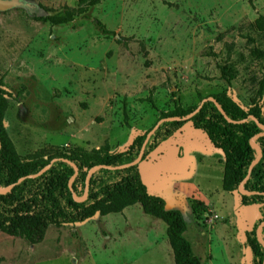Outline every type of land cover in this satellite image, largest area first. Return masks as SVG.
Here are the masks:
<instances>
[{"label": "rangeland", "instance_id": "obj_1", "mask_svg": "<svg viewBox=\"0 0 264 264\" xmlns=\"http://www.w3.org/2000/svg\"><path fill=\"white\" fill-rule=\"evenodd\" d=\"M22 2L29 6L0 13V77L11 95L4 126L19 155L105 143L121 152L154 128L160 111L176 102L195 107L217 93L264 113V56L253 54L264 53V33L253 27L264 0H101L57 26L33 18L60 15L76 0ZM220 67L231 71L230 82ZM150 157L140 165L143 181L167 209L180 212L200 263L243 264L240 233L259 209L239 206L222 190V153L186 123ZM193 201L207 208L199 219ZM0 264L174 262L165 224L136 204L49 226L36 245L0 232Z\"/></svg>", "mask_w": 264, "mask_h": 264}, {"label": "trees", "instance_id": "obj_2", "mask_svg": "<svg viewBox=\"0 0 264 264\" xmlns=\"http://www.w3.org/2000/svg\"><path fill=\"white\" fill-rule=\"evenodd\" d=\"M100 1L76 0L74 8H66L60 15L34 16L33 19L53 26L66 24ZM95 23L102 34H111L100 22ZM253 27L264 33V15L254 20ZM253 54L264 56L258 51ZM219 70L221 78L230 82L231 71L226 67ZM10 97L0 77L1 233L36 245L44 239L49 226L60 228L82 223L95 215L118 214L138 204L144 214L165 224L174 264H201L183 236L186 226L180 212L167 209L160 197L148 191L139 167L161 143L189 123L194 130L202 131L211 146L222 153V190L235 196L241 207H258L259 218L240 233L242 260L243 264H264V248L256 237V230L264 221V129L259 127H264V113L257 104L245 110L225 93L212 94L206 97L212 101L203 102L196 113L181 120L198 105L185 109L176 102L171 110L159 112L157 121H162L145 143L139 162L132 164L151 129L135 136L121 152H111L105 143L91 150L73 147L66 151L48 146L19 155L4 126ZM252 139L260 152L252 146ZM49 163V168L37 175ZM19 179L21 181L17 182ZM239 187L245 193H239ZM191 211L199 219L207 208L193 201ZM260 233L264 241V226Z\"/></svg>", "mask_w": 264, "mask_h": 264}, {"label": "water", "instance_id": "obj_3", "mask_svg": "<svg viewBox=\"0 0 264 264\" xmlns=\"http://www.w3.org/2000/svg\"><path fill=\"white\" fill-rule=\"evenodd\" d=\"M23 5H25V6H29L28 4H24V3L22 2V0H0V13H1V12H5V11H8V10H11V9H14V8H17V7H21V6H23ZM207 100H208V101H212L211 98H204V99H202L201 102H200V104H199L198 107L196 108V110L193 111L190 115H187L186 117L182 118L181 120H186V119H188L192 114L196 113V112L199 110L200 105H201L203 102L207 101ZM173 119L179 120L178 118H173ZM161 121H162V120H159V121L156 123V125L154 126V128H153L152 130H150V131L147 133L146 138H145V140H144V142H143V144H142V146H141L140 154H139L138 158H137L132 164H136V163L139 162L140 155H141V153H142V151H143V148H144L145 143L147 142V140H148V138L150 137V135L152 134V132L158 127V125L160 124ZM259 127L262 128V129H264V127L261 126V125H259ZM251 144H252L253 147L256 148V150H257L258 152H260L259 147L256 146V145L253 143V139L251 140ZM258 156H259V155H258ZM50 164H51V163H49L46 167H44V169H42L37 175L41 174L43 171H45L46 169H48L49 166H50ZM19 181H21V179H19L17 182H19ZM10 186H12V185H10ZM10 186L4 188L2 191L8 189ZM0 192H1V191H0ZM238 192H239V193H245V192L242 190L241 187L238 188ZM263 226H264V222H262V223L258 226V228H257V230H256V237H257L258 242H259V243L263 246V248H264V241L262 240V238H261V236H260V230H261V228H262Z\"/></svg>", "mask_w": 264, "mask_h": 264}, {"label": "crops", "instance_id": "obj_4", "mask_svg": "<svg viewBox=\"0 0 264 264\" xmlns=\"http://www.w3.org/2000/svg\"><path fill=\"white\" fill-rule=\"evenodd\" d=\"M180 130H181V129H180ZM180 130H179L177 133H180ZM177 133H176V134H177ZM157 149H158V148H157ZM157 149H156V150H157ZM156 150H155V151H156ZM155 151H154V152H155ZM154 152H153V153H154ZM153 153H152V154H153ZM149 157H150V156H149ZM149 157H148L147 161H145V162H143V163H146V162L151 161L150 159H151L152 157H150V158H149ZM222 160H223V157H219V161H218V162H219V165L222 164V170H223V163H222ZM151 162H152V161H151ZM151 162H150V164H151ZM140 165H141V164H140ZM140 165H139V167H140ZM153 165H154V164H153ZM151 166H152V165H151ZM140 173H141V168H140ZM141 176H142V174H141ZM142 178H143V177H142ZM153 187H155V186L153 185Z\"/></svg>", "mask_w": 264, "mask_h": 264}, {"label": "built area", "instance_id": "obj_5", "mask_svg": "<svg viewBox=\"0 0 264 264\" xmlns=\"http://www.w3.org/2000/svg\"><path fill=\"white\" fill-rule=\"evenodd\" d=\"M216 217V216H215Z\"/></svg>", "mask_w": 264, "mask_h": 264}]
</instances>
